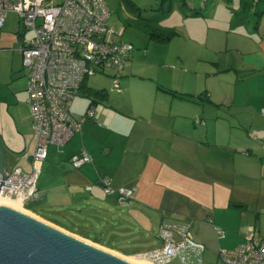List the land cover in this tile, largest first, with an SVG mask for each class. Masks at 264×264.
<instances>
[{
    "label": "crops",
    "instance_id": "obj_1",
    "mask_svg": "<svg viewBox=\"0 0 264 264\" xmlns=\"http://www.w3.org/2000/svg\"><path fill=\"white\" fill-rule=\"evenodd\" d=\"M225 1L205 28L221 39L211 41V34L206 48L198 45L200 54L191 36L201 33L197 17L207 15L187 5L181 30L194 43L189 56L161 48L183 33L155 29L175 35L169 41L150 35L158 45L154 55L133 45L121 92L113 85L111 96L87 81L83 107L72 110L82 132L50 149L38 182L41 199L27 211L129 259L147 260L160 249L163 226L175 231L177 242L189 231L192 240L175 259L182 264H224L220 252L243 244L252 229L264 236V0H240L236 8ZM2 30L0 149L8 172H31L36 135L24 31L8 47ZM168 58L175 65L164 63ZM91 107L94 118L84 119ZM83 150L92 162L75 168L72 158ZM101 177L116 192L134 190V198L120 205Z\"/></svg>",
    "mask_w": 264,
    "mask_h": 264
},
{
    "label": "built area",
    "instance_id": "obj_2",
    "mask_svg": "<svg viewBox=\"0 0 264 264\" xmlns=\"http://www.w3.org/2000/svg\"><path fill=\"white\" fill-rule=\"evenodd\" d=\"M52 2L0 0V30L9 15L15 13L24 25V33L33 32V38L24 40L22 46L36 135L35 151L30 157L32 171L5 169L4 175L0 149V181L12 184L2 186L0 199L20 200L25 209L41 199L38 182L50 149L67 146L82 132V121L73 117L72 107L83 86L91 77L114 70V89L121 92V77L135 50L133 44L121 40L123 29L110 26L111 11L106 0H63L57 5ZM94 116L95 108L91 107L84 119ZM91 162L85 150L72 158L75 168ZM100 184L107 193L116 192L110 178L101 177ZM116 193L119 204L125 206L135 191L120 189ZM180 234L183 240L177 242L175 231L163 226L159 233L163 246L147 254V260L171 264L192 240L189 231ZM220 258L224 264H264V236L252 229L243 244L221 251Z\"/></svg>",
    "mask_w": 264,
    "mask_h": 264
},
{
    "label": "rangeland",
    "instance_id": "obj_3",
    "mask_svg": "<svg viewBox=\"0 0 264 264\" xmlns=\"http://www.w3.org/2000/svg\"><path fill=\"white\" fill-rule=\"evenodd\" d=\"M132 1L139 7V10H137V8L131 7L128 4L127 0H106L107 5L111 11V19L109 21V24L112 28H115L118 30L123 29V31L125 32L124 35L122 36L123 42L132 43L136 47V50H142L144 49V47H147L150 50V54L154 55L155 53L157 54L155 50V46H158V45L154 43L153 41H151L150 35L153 31H155V29L170 28V29L176 30L180 34L181 33L184 34V31L181 30L182 20H183L182 12L184 13V10L186 9H183L184 6L181 0H173L172 2L173 9H172L170 16L158 22L154 21V19L157 17L159 13L156 10L161 7L162 0H132ZM186 1L188 2V5L191 7V9L192 8L202 9L207 15L206 19L204 18V15H203L204 13L200 14V16L197 17V19L200 18V20L196 22V27L201 33L200 34L196 33L191 36L194 38L192 39L196 42V52L200 54L201 51H199L198 45L202 48H206V45L210 41L211 34H212L211 41L214 37L218 41H220L221 39V37L218 36L215 32H213V30L208 29V28L205 29V28L206 26L210 27L209 26L211 25L210 22H213L212 15L214 14V12L221 11L220 2H222L223 0H186ZM62 2L63 0H53L52 4L57 5ZM230 2L231 3H227V4H230L231 7L236 8L240 6V0H230ZM250 2L252 5L254 3V0H250ZM209 11H212V12L210 14H207L209 13ZM18 20H19L18 15L15 13H11L5 24L4 30H2V32L6 33L7 35V38H8L7 40H8V43L10 44V45H7L8 47H13L12 44L14 42L15 33L18 32L19 30L22 32L24 31V25L22 23H19ZM188 20H192V19H188ZM185 26H187V23H185ZM183 34H181L180 36L178 35V37H176L173 43L164 45L161 48H163L168 54L171 51H173V54H183L184 53L185 56H189L190 55L189 48L187 47L189 46L190 48L193 47L194 43L191 40H188L185 34L184 35ZM32 38H33L32 31H27L24 33L25 41H30ZM164 63L168 65H175L174 61L171 58L170 59L168 58V60H166V62ZM5 68H8V65H5ZM6 73L7 71L4 72L3 76H5ZM115 75H116V72L114 70L106 72V73L98 74L94 77H91L88 80V85L90 88L96 89V90L106 89L111 94V96H113V92L111 91V89L114 85L113 84L114 82L111 77ZM2 94H4V92ZM83 99L85 100V97L82 94V95H79V98L76 100V102H74L73 107H72V110L74 112H76L77 110H81V107H83L84 105ZM93 244L106 248L98 243H93ZM188 257H190L188 259H193L194 256L191 255ZM187 262L190 263V260H187ZM172 264H182V262L180 260L175 261L174 259Z\"/></svg>",
    "mask_w": 264,
    "mask_h": 264
},
{
    "label": "water",
    "instance_id": "obj_4",
    "mask_svg": "<svg viewBox=\"0 0 264 264\" xmlns=\"http://www.w3.org/2000/svg\"><path fill=\"white\" fill-rule=\"evenodd\" d=\"M4 175L6 174L2 154ZM3 185L12 184L0 181ZM27 210V209H26ZM0 264H135L38 216L0 203Z\"/></svg>",
    "mask_w": 264,
    "mask_h": 264
},
{
    "label": "trees",
    "instance_id": "obj_5",
    "mask_svg": "<svg viewBox=\"0 0 264 264\" xmlns=\"http://www.w3.org/2000/svg\"><path fill=\"white\" fill-rule=\"evenodd\" d=\"M127 2L131 7L137 8V10H139V7L132 0H127ZM172 2H173V0H162L161 7L156 10L159 13H158L157 17L154 19V21L158 22L162 19H165L167 16H169L171 14L172 9H173ZM181 2L183 4V6L188 5L186 0H181ZM198 13H201V12L198 11ZM174 35H175V33H173V32H164V31H157V30H155L151 33V36L153 39L160 40V41H169L173 38ZM85 88H86V84L83 86L82 91H84ZM100 94L104 96L103 91H94L95 96H98ZM27 209L32 210V206H28Z\"/></svg>",
    "mask_w": 264,
    "mask_h": 264
},
{
    "label": "bare ground",
    "instance_id": "obj_6",
    "mask_svg": "<svg viewBox=\"0 0 264 264\" xmlns=\"http://www.w3.org/2000/svg\"><path fill=\"white\" fill-rule=\"evenodd\" d=\"M0 203L1 204H8L12 207H15L19 210H22V211H27L23 205H22V202L20 200H10V199H5V198H2L0 199ZM28 212V211H27ZM30 213V212H29ZM131 260V259H130ZM132 261L135 263V264H153L152 262L144 259V258H132Z\"/></svg>",
    "mask_w": 264,
    "mask_h": 264
}]
</instances>
